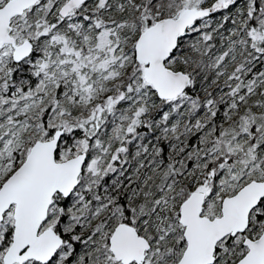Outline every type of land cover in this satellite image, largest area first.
I'll return each mask as SVG.
<instances>
[{
	"label": "snow or ice",
	"instance_id": "snow-or-ice-1",
	"mask_svg": "<svg viewBox=\"0 0 264 264\" xmlns=\"http://www.w3.org/2000/svg\"><path fill=\"white\" fill-rule=\"evenodd\" d=\"M0 264H264V0H0Z\"/></svg>",
	"mask_w": 264,
	"mask_h": 264
}]
</instances>
